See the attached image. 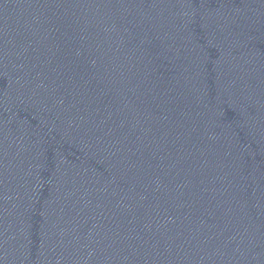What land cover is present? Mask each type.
<instances>
[{"label":"water","instance_id":"water-1","mask_svg":"<svg viewBox=\"0 0 264 264\" xmlns=\"http://www.w3.org/2000/svg\"><path fill=\"white\" fill-rule=\"evenodd\" d=\"M0 264H264V0H0Z\"/></svg>","mask_w":264,"mask_h":264}]
</instances>
